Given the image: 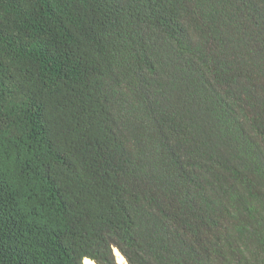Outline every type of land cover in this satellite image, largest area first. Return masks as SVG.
Listing matches in <instances>:
<instances>
[{"label": "trees", "instance_id": "obj_1", "mask_svg": "<svg viewBox=\"0 0 264 264\" xmlns=\"http://www.w3.org/2000/svg\"><path fill=\"white\" fill-rule=\"evenodd\" d=\"M264 264V0H0V264Z\"/></svg>", "mask_w": 264, "mask_h": 264}, {"label": "bare ground", "instance_id": "obj_2", "mask_svg": "<svg viewBox=\"0 0 264 264\" xmlns=\"http://www.w3.org/2000/svg\"><path fill=\"white\" fill-rule=\"evenodd\" d=\"M114 253H115V256H116V261L119 264H127L125 262V258L120 254V252L116 248L114 249ZM82 264H97V263L94 262L93 260L89 259V258H84Z\"/></svg>", "mask_w": 264, "mask_h": 264}, {"label": "water", "instance_id": "obj_3", "mask_svg": "<svg viewBox=\"0 0 264 264\" xmlns=\"http://www.w3.org/2000/svg\"><path fill=\"white\" fill-rule=\"evenodd\" d=\"M126 262V261H125Z\"/></svg>", "mask_w": 264, "mask_h": 264}]
</instances>
